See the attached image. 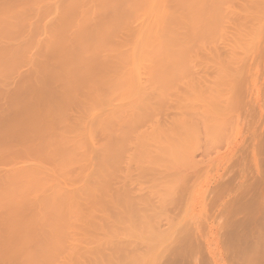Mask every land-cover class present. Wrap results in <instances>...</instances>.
Returning a JSON list of instances; mask_svg holds the SVG:
<instances>
[{
  "label": "bare ground",
  "instance_id": "1",
  "mask_svg": "<svg viewBox=\"0 0 264 264\" xmlns=\"http://www.w3.org/2000/svg\"><path fill=\"white\" fill-rule=\"evenodd\" d=\"M211 2L214 4L215 2L216 3L218 2L217 4H219L221 0H1L0 1V79L7 76V73L10 71L19 72L20 69L25 65L33 68L34 71L33 76H36V81H37L38 78L41 76L40 74L41 72L39 71L38 68V65L40 63L44 62L47 66L49 73H51L52 75L58 74V72L56 73V66L59 65L61 66L60 68L62 69L63 76L57 81L58 86H61L60 88L63 90V92L65 91V89L68 90L71 84H74V87H77V88L72 87L74 88V90H72L69 93L68 100L72 101L75 104L78 103L79 112H80L79 115H77V112L74 115H71L64 113V108L63 109L61 108L62 110L61 111L59 110V108L52 106L51 108L53 110L52 111L49 110V113H46V115H44L45 117H43L39 122H36L29 113L27 117L25 116V118H27L25 119V121L27 120L26 122L28 123L26 124L28 126H33V128L31 129L32 131L30 130L29 132V136H28L29 142L25 146L13 148L10 150H6L0 146V157L5 153L8 154L7 159H5L4 161L3 160L0 161V226L2 225V227L4 228L3 233L2 234L0 233V259L5 258L6 260L7 259L9 260V257H13L14 259L16 258V260H21L20 264H109V263L111 264L110 261H112V264L113 262L115 264L118 263L145 264L147 262L146 258L147 256H149L147 253L152 252L151 251L152 249H150L151 246L149 244V247L147 245L146 247L144 244V246H142V248L145 247L143 248V251L146 248L147 249L149 248L150 251L146 249L144 252H142L141 246L139 247V244H142V242L141 243L138 242L139 243L138 249L140 248V251L142 253L139 254L140 252L138 251V249L132 251L131 246L134 245L135 241L133 240L134 241L133 243H128V239H125V237L130 236L132 234L131 237H127L129 239L130 238L132 239L133 237H135L133 236L135 233L134 234L130 233V235L127 233L128 235L127 234L125 235L127 230H129L128 228L126 229V226L124 227L122 225V222L124 223L125 221L127 222V224L124 223V225L126 224L127 226L134 223V226L136 227L134 229H136V232L138 234L136 235L137 237L139 236L140 239L142 240L149 239L150 241L153 240L151 243L157 241L156 242L157 244L156 243L154 244L157 247L153 248V252H155V256H157V258L159 255H161L162 252L159 247L162 243H167V241L171 240L172 238L171 233L168 232V230L173 227L170 226V224L171 225L175 224V222H173L172 224L173 220L172 221L169 220L167 226H169L170 228L168 227V230L166 227H165L166 229L165 228L163 229L161 228V226L160 228L157 226L160 225L158 224L160 221L156 220V218L161 219L159 218L161 215V212L159 210L162 209L163 211H165L164 210L166 209L165 205L168 202L165 201L164 202L165 204H163L162 199L164 200V198L161 197L159 193L158 196L157 193L155 194L156 198L154 200L155 201L154 206L155 207L157 206V209L156 208L155 209L159 211L160 212L159 213L156 212L155 209L153 208L154 207L153 203H152L153 207L151 206L152 199H154L155 196L152 194L154 193L152 194L149 193L147 195V197L149 196L150 199L152 197L151 200L150 199L148 200V203L150 204L146 203L151 207L150 209L148 208L149 206L147 207L146 204H144L145 200L142 199L143 203H140L142 196L136 198L138 200H134L135 198L131 196L134 201H138V202L140 201L139 202L140 205L144 204L150 211L149 213H147L149 214L148 217L147 215L145 216L146 213L145 210H144L145 212L144 216H141L143 211L140 210V208L142 207L145 208V206L143 205L142 207H140V205H138L139 203L137 202L136 206L138 205L137 206L138 208L135 207V210L137 209V212L140 211V215L138 213V217L141 216V218L138 220L139 221L138 227L135 225V222H132L131 224L128 223L129 220H126V217L128 218L129 214L127 213L131 212L132 216L129 217L135 220L134 219L135 217L134 218L132 217L137 212L134 213V211L130 210L131 207L130 205L127 204L130 202L128 201V199H130V196L125 195L126 193L124 194V189L122 185L124 184L123 186H125L127 182L131 184L130 181L133 180L132 178L135 175L134 176L131 174L127 175L129 174L128 172L130 171L129 169L131 167L126 169L123 168L125 169V171H122L123 169L120 168V166L122 165L120 164L123 163L124 160L129 159V161L132 162V159L133 161L134 159H136L134 162L137 161L136 163L138 166L134 165L136 163L133 162L134 163L133 166L137 167L136 169H138V167L139 168L142 167L141 165L139 166L138 164L139 162H141V164L143 162H144L143 164H146L145 163L146 160L150 164H148L147 166L143 165L144 167L145 166L147 168L148 166L154 167L157 164V162L155 161L156 159L154 158L160 157L161 154H164L163 157H161L162 159L167 158L165 156L167 155L166 154L167 152L165 153L160 152V151H164L163 149L168 147L164 143L165 140L161 139V137L164 138L166 134H170L167 135L168 138L170 136V138L174 139L175 136L173 135V133H176V131L177 133L182 134L181 138L175 137L174 140L171 139L172 141H176V138L177 140L180 139L179 141H176L177 142L176 146L172 145L171 144L172 141L170 140H169L170 143L166 142L167 144L174 146L173 147L174 149H177L178 148L177 146L179 144H181V146L182 145L188 146L187 144L188 142H186L188 137V132L194 131L195 133L197 125L199 127V130H201L200 128L201 126H199L200 124L199 121L201 114L203 112L199 113L201 108H198L200 110H197V106H196L197 112H195L194 110L195 107H193L194 105L191 106L189 105L191 103V102L188 103L189 101H191V99L189 101L187 100L188 96H190L188 93L189 90L187 91L185 90V92L188 93L187 94L188 96L186 95L185 92H184L185 95L182 94L186 97L185 100L184 97L180 95L179 101H181L182 99L181 101L182 103L181 102L179 103V108H180L179 110L177 109L178 106L177 107L175 106L176 104L178 105L176 101L177 99H175L176 104L174 105L175 106L174 109L177 110L175 112L176 113L178 112V116L175 117L173 122H176V125L175 123H172L173 125L169 126V129L164 128V130L166 129L168 133L164 131L161 132L159 127L160 125H158L159 127L158 130L160 131L156 133V131L158 130H156L157 128L155 127L153 128L154 126L153 124L155 123L154 114L156 113L158 114V112H155L157 111L156 109L155 111H153L152 106L150 107V105H148L147 103L148 100H146L147 99L146 96H150V95L147 94L146 96H144L148 91L147 92L145 91L147 90V88H146V84L142 85L143 81L140 85V80L149 79V81L146 80L145 83L148 84L150 83L149 84L150 87L152 81L150 78L154 79L153 75L161 70L162 74H158V75L156 74V76L159 77L156 79H160V78L162 79V80L160 79L162 81V85H160L159 87V89L162 91L161 93H164L165 95V96L162 95V99H164L165 97L166 101L169 102L165 103V101H163L164 102L163 103L160 95H159L160 96L159 100H161L163 104H168V105L170 101L172 102V100H170V96L168 95V93L171 92L170 90L169 92L166 91L168 90V87L167 88L165 87L168 83L164 82L165 80L164 77H160L161 75L162 76H165L166 74L168 75V73H166V71L168 70H165V74H164V72L162 71V69H164L163 68L164 66L162 68H159L161 64L160 62H163L162 64L164 65L171 66V65H175L173 61L176 62L177 60L179 61L182 60L183 62L181 61V64L179 63V65L180 66L183 65L181 71L183 70L184 74L182 75H186L185 73L186 64L188 65L187 68H189L191 64H189L187 60L184 63V59H189L190 61L192 55L189 57V54L195 53V51L198 49H202L199 46L200 40L203 39L202 42L205 41V43H207L208 41V43L212 45V49L217 48L218 45L217 44L214 45V43H218V42L217 41L213 42L214 40H212L214 36L213 29L215 25V20H217V16L214 15H216V12H218V14L222 13L218 15L221 17L226 12L224 14L225 16L224 18H226V16L228 18V14L229 15L231 14L227 8L223 10L225 12L220 11L217 8L215 9V6L217 4L212 5L210 4ZM207 3L210 4L207 5L209 10L206 7ZM213 6L215 10L213 8L210 10V8ZM224 25H223L224 28H222L223 30H225L226 27H227L226 29L230 28V25H227V23ZM125 28H129L131 30L132 39L128 43H118V40L116 39L117 36L116 34L119 31L124 30ZM207 28L210 31H208ZM204 29H206L207 31H199ZM219 30L221 29L219 28ZM36 32L42 33L44 37L39 38ZM203 32H204L203 35L205 34L211 35L212 33V35L210 36L212 38L210 39L209 36H207L208 37L207 39H204L203 37L201 38V36H203L202 35ZM204 37L206 38V36ZM191 43L195 44V46H193V44ZM213 45L215 48L213 47ZM210 46L208 48H210ZM196 47H198V49H196ZM34 48L39 49L40 52L35 56L31 53V49ZM189 48H191V50H189ZM187 50L189 51V54ZM179 51H181L180 52L181 54L179 53ZM172 52L179 54L176 56L173 53L175 55L173 56L171 55ZM42 53H52L55 55L43 57ZM212 53L213 52L209 54L212 56L213 55ZM187 54L188 57L186 56ZM156 61L157 63H160L159 66L156 64L157 68L159 69L157 68L155 69L156 65H151L152 63H156ZM207 62L208 61H205V63ZM205 63H203L204 65L202 64V66L207 65L208 67L210 66V68L212 67L211 63L208 62L210 65H208V63L207 64ZM144 64L146 65L149 64L147 66L148 69L147 70L145 69L147 68L145 65V68L143 66L145 70L143 69L142 71L147 72L149 68L154 69L152 71L153 73L149 71L152 74V75L151 74L148 75L150 78L140 77V76H145V75H140V73L142 74L146 73L141 71L142 69L141 66ZM219 64L220 63L218 62V65ZM176 66L178 67V64ZM207 66H206V71L208 72L211 69L208 68ZM174 67L175 66H173L172 71L175 73ZM191 67L189 68V70L187 69V73L188 74L191 73L189 75H191L192 77L193 72L190 71ZM229 67L227 68L228 71L231 70V67L234 66H229ZM178 68H179L178 69L179 72L177 73L180 74L181 67ZM218 68H220V65L217 67V69ZM236 68H237L236 66L235 69L232 68L233 71L231 73L233 75V73L235 72L236 75L235 74L234 75L237 78L238 70L235 71ZM215 69L216 68L211 70V72H209L208 75L205 71L206 74L202 75L204 79L200 77L202 73L200 74L199 71L198 72L199 75L197 74L198 75L197 78L199 79L198 81L201 82V80L203 81L207 79L210 81L212 78H214L215 73H216L215 75L219 74V69H218V73L216 71L217 69L216 70ZM156 70L158 72L154 73V71ZM212 71L214 72V74ZM221 71L223 73L222 69ZM211 73L213 74V76ZM231 73L228 72L226 73V75L225 73H223V76L225 75L227 77L230 76L232 77ZM188 74L186 76L181 75V78L183 79L181 78L180 79L181 81L184 82V83L182 82V84L187 85L189 83L188 87L191 86L195 87L197 85L196 87L199 88L198 83H196L197 80H195V82L193 81V79H195L193 78L194 76L192 77L193 79L191 78L192 80L190 82L186 79L187 76L190 78ZM209 74H211V76ZM167 75H166V79H167ZM219 75L222 76V74ZM234 75L232 79L234 78ZM204 76H206L207 79ZM209 76L212 78H208ZM215 78L217 80L216 76ZM230 78H228L229 82H231L232 80ZM218 79L220 78L218 77ZM160 80H158L157 82L156 80L153 81L158 83ZM184 80H186L187 84ZM234 80L235 78L232 80L235 83L236 80L235 81ZM176 81L179 82L180 80L176 79ZM176 81H174L175 85L177 84L175 83ZM192 81L195 83L194 85H192L191 83ZM164 83L167 84L165 85ZM212 83L213 80L211 83H208L209 85L208 84L207 85L210 86ZM215 83H217V81ZM215 83H213L211 87ZM234 83L232 85L231 82L230 84L232 86L231 85L230 86L233 87L235 85ZM163 84L165 85L164 87ZM205 84L203 85L207 86ZM152 86L154 85L152 84ZM161 86L164 88L165 92L162 90ZM208 86L207 88L204 87L206 88V91L207 89L209 90L212 89ZM230 86H228L227 83V87ZM200 87H202V85ZM233 88L231 89L226 88L222 93L220 92L221 90L218 89L219 93L222 95L221 96L222 99H223V93L230 92L231 94L230 96H232L231 101L230 99H226V97L229 96V93H227V96H225L224 94L223 100L225 99L226 100L222 101V103L216 100L221 104L220 105L218 103V105L224 106V108L229 107V111L231 110L230 112H227L226 111L227 109L221 110L222 111L221 112L219 111L220 110L219 109L218 110L219 112H217L216 114V112L214 111L216 109L214 108H216L218 105H215V107L213 108L212 106L213 103L211 105L210 103H208L210 101L209 100L210 96H211V100L213 101L215 99H212V97L214 96L216 97L220 95L216 92L215 88L213 89L215 90L214 92L210 90V92L215 95L212 96V94L210 93L211 95L208 96L209 97L208 100L205 97L206 101H208L206 103L209 104L210 107L212 106V108L214 109L213 110L210 108V110L214 111L213 113H215L217 117L220 116L219 119L216 120L217 123H221V122L223 123L229 118V117L228 118L224 117L225 119L223 118L224 115L226 116L225 113L223 114V111H226L227 116L230 117L233 116L232 115L233 113H235L233 112L234 111L233 109H235L237 104L235 101L237 96V94L235 93L237 91L236 90L237 87L235 86ZM159 89L158 87L157 89L155 88V90L160 91ZM193 89L191 87V90ZM233 90L234 92L232 94ZM196 91L199 92L200 90L196 89ZM144 92L145 94L142 96H144L143 99L146 100V105L148 106L146 108L148 109L150 107L149 109L152 110V112L151 111L148 113L146 112L147 113L146 115L149 114L148 118H146L147 116L146 117L144 116L145 118H143L144 114L142 115L141 112L142 111L141 108L143 106L142 105H141L142 107L140 106L141 103L143 105L145 104V101L143 102L141 101V93L143 94ZM153 92L159 93L157 91H153ZM198 92L196 93L200 94V92L199 93ZM156 93L155 95L152 93L153 100H156L154 96L156 97L158 96L156 95ZM167 95L169 96V100H167L168 97ZM172 97L174 98V96L171 95V99ZM194 97L196 96L194 95ZM200 97L202 100H204L203 105H206L204 96H200ZM148 99L150 100L151 97H148ZM121 101L129 102V103L126 102V104H124L128 106L121 107L120 106L121 104L120 105L118 104ZM216 101L214 102L217 103ZM227 101L231 102L230 103L231 107L229 105H226L228 104ZM161 102H158L160 106L162 104ZM223 102L224 103L226 102V104H224ZM185 103L186 105L188 103L189 107L186 105L183 107ZM151 104L153 105V103ZM218 108L220 107H217V109ZM181 109H183V111ZM143 111L145 110L143 109ZM180 111L185 112V114L183 113L184 114L183 115L182 112L180 113ZM190 111L191 113L193 111V113L192 114L189 113ZM152 113L154 115L153 116L154 119L152 118V116L149 117L150 114L152 115ZM186 113L190 115V118H187L189 115H187ZM195 113L196 114L199 113L197 114V118H196L198 122H195L196 119L195 120L193 119L195 117L194 115ZM181 115H182V119H181ZM185 115L187 116L186 117L187 119H185L186 121L183 119ZM198 115H200V117ZM141 117L147 120L144 121L143 119H140ZM177 117L180 121L176 120ZM39 118L37 117V119ZM149 118L153 119L152 123L153 122L154 123L151 124L152 126L150 125V127L147 126L149 127L148 130L150 129L149 131L145 130L147 128L144 129L147 132V133L145 132V136H146L145 139L146 138L149 139L150 136L153 134L150 139H153L155 141V144L153 140L150 139L145 140L143 136L144 133L140 132L143 134L142 135L139 134L138 133V131H140L139 126L138 125L136 126L138 121L142 120L141 121L142 123H146ZM208 119L209 118L207 117L206 120ZM51 120L57 122L56 123L57 128L52 127V124H54V122H51ZM188 120L189 122H187ZM190 121L193 122V125L195 123V126H193L194 128L190 125L188 126V123H190ZM174 125L176 126V129L175 130L173 129L174 130L173 131L171 128L174 127ZM140 126L141 128L143 127L142 125ZM189 127L191 130L189 129ZM151 129L152 130L154 129L153 131L156 133L157 136L156 138L158 141L155 139L154 136L155 133L151 134V132H153ZM197 130L195 135L200 134L197 135L199 139V136L202 137L201 135H203L205 131L202 130L201 133L200 131ZM171 131H173V133ZM98 134L104 136V142L98 143L95 140V135L97 136ZM147 134H149L148 135L149 137L147 136ZM158 134L160 137L158 136ZM183 138L185 140H183ZM159 140H164V142L162 141L160 143ZM156 142L158 143L156 144ZM150 143L153 144L154 146H158V144L160 143V147L158 146V148L160 149L159 150L156 149V151L152 149L153 154L148 152L151 150L152 145L150 146V148H148V146H146L145 144L150 145ZM131 144L132 145L135 144L134 146L135 148L133 147L134 150L130 147L132 146ZM162 145H164V148ZM262 146L260 148H262ZM130 148L132 149V152L129 150ZM146 148H148V150H146ZM173 148L170 149L168 147L167 150L168 153L172 152ZM184 151H186V149ZM130 152L132 154H130ZM133 153L136 155H134ZM127 154L129 155L128 157H126ZM149 154L151 155V158H153L154 160L148 158L150 156ZM124 155L126 158H124ZM169 155L170 156L168 157L170 158L171 154L169 153ZM145 157L147 158L145 159ZM143 159L145 161L142 162ZM149 159L152 161L153 164H151V161ZM6 160L7 162H5ZM167 160L169 161V159H166L165 162H167ZM129 161H126V164H128V166L124 164L122 167L125 166L129 167V163H130ZM18 163H22L23 165L19 167L17 165ZM131 165L132 163L130 164V166ZM118 167L122 169L120 170L121 172H125L126 175L129 177L123 175L124 173L122 174L121 172L116 173L117 169H119ZM144 167H142L141 170H137V173H139L138 171L141 172L143 171L142 173L144 174L145 173L144 170L146 171V168ZM153 167H151L152 171L154 170ZM149 169L150 168L147 169V174L146 173L145 174L146 175L154 174L152 176H155L156 171L152 172ZM148 170L150 171V173H148L149 172ZM120 173L122 176L120 175ZM116 174H118V177L121 176V178L126 177L127 178V179L125 178L126 184L124 182L118 181L119 182L118 185L117 180L119 179H117L118 177L116 176ZM145 174L142 176L143 177L146 176ZM112 175L113 178H115L114 176H116L115 178L116 180L115 179L113 180L116 183L112 181L113 179V178L111 179ZM136 175H137L136 178H138V174ZM139 177H141L140 174ZM111 181L114 184L118 185L115 186L119 188L118 189L119 191L117 190V188L116 189L113 188L114 185L112 187L113 183ZM136 182L138 183V181ZM121 183L122 185L120 190L119 186ZM132 186H130L129 189H131ZM129 189H126V192ZM112 190L114 191L115 194L113 193ZM121 191H123L125 197L128 198L127 199L125 197H122L124 199L123 203H121L122 201L119 200L122 193L120 194L117 193ZM117 194L118 197H116ZM108 195L110 196V198ZM111 197H114V200L116 198L118 199L114 201L112 198L113 200L112 202V200H110ZM157 197L158 200H156ZM159 197L161 200H159ZM108 198L111 201V203H107L109 201ZM118 200L120 201L119 205L118 204L116 205V207L118 206L117 207L118 210L116 209V207H114V210L111 209L110 207L113 208V206H115L113 203L116 204ZM156 201L162 202L161 203L162 206L160 203H158L157 205ZM106 203L110 205L107 206L105 205ZM120 203L123 205L121 206ZM169 204L170 203H168V205ZM99 206L100 208L103 206L102 208L104 210L100 209ZM105 206L107 207L106 209L110 208L109 211L112 210L111 215H113V212L117 210L118 214H116L115 216L116 218H118L119 214L122 213V210L123 211L125 210V207L127 209L124 211L125 212L124 214L122 213L123 214L122 216L121 215L119 216L120 220L116 219L115 221V218L113 219V216L110 217L108 215L111 219V221L109 222L110 220L109 217L105 215L107 211L105 209ZM82 207L83 209L86 208L87 211L86 210L82 211ZM158 207L160 209H158ZM119 208L122 210H120ZM152 208L154 210V211L152 210L153 213L151 212ZM101 210L104 211L105 214L104 213H100V214L98 213V214L102 217V219H104V217L106 218L107 216L109 220L104 219L102 221L101 217L97 214V211L99 212ZM127 210L129 212H126ZM155 212L158 213L159 215H157ZM125 214H127L128 216ZM154 214L155 216L157 215L158 217L155 218V216H153ZM161 216L162 218H164L163 215ZM95 217H98V219L101 220L102 222L96 219ZM123 217L125 220L123 219ZM149 217H151L152 219L154 218L155 219V220L153 219L154 221L156 222L159 221V222L158 223L155 222L156 224L154 226V222L151 224L153 220L152 219L150 220ZM148 218L151 225L149 224ZM30 221H33V224L31 226L29 225ZM113 221L116 222V227H115L116 230L118 229L115 232L117 233V235L114 238L115 239L116 237L119 238L118 236L122 233V237H124V240L127 241V244L126 241L121 242L123 241V239L120 238L119 241L114 239L116 242V243L114 242L116 244L114 245L113 242L109 243L108 241L109 237L107 240L106 237L102 234L105 231H106L105 233L107 234L109 233L112 234L111 231L114 229L113 228L114 226L113 227L111 226L113 225V223H115ZM117 221L120 222L118 223ZM107 224H110L108 225L109 228L107 227ZM117 224H119V226ZM117 226L119 228L120 227L123 228L122 229L123 232L126 229V232L123 233L121 229L119 231V228ZM132 226L133 225H131V228ZM99 229H101V232L102 229L105 231L99 234L100 233ZM179 229L177 230L179 231ZM89 230L92 231L91 233L95 232L96 230L97 236H94V234H92L91 236ZM108 230L111 231L109 232ZM183 230L181 229V232L185 233V230L184 231ZM129 232H133L132 229L129 230ZM189 232L191 231L188 230V234H190ZM174 234H175L174 238L180 236L178 235V233H174ZM167 235L169 236L168 238L166 237ZM113 236L114 235H112L111 237ZM187 237L190 238V236ZM86 238H88L89 240ZM137 240L139 239L137 238ZM185 240L183 239L181 241L183 242ZM111 241L112 240H110V242ZM131 241L132 240H130V242ZM181 241L180 243L182 244ZM123 243H125L126 246ZM110 245L112 246V248L114 246L115 247L112 249ZM154 245H152V247H154ZM136 247L137 246H135V248ZM130 248L131 250H129ZM186 249L187 247L185 248V250ZM107 250L109 253L107 252L105 253V251ZM112 250H114V252H112ZM127 250H129V252H126ZM190 250L188 249L187 251L190 253ZM125 252L127 253L128 260H130L129 262L125 259L126 257ZM104 253L106 255H104ZM143 253L144 254L146 253V255H144ZM115 254L118 255V257L120 258L123 257L126 260V261L124 260L126 263L123 261V259L116 257ZM110 255L111 257L112 256L113 257L112 258L109 257ZM114 256L116 257L115 260H114ZM193 261H196V259L194 258Z\"/></svg>",
  "mask_w": 264,
  "mask_h": 264
},
{
  "label": "rangeland",
  "instance_id": "2",
  "mask_svg": "<svg viewBox=\"0 0 264 264\" xmlns=\"http://www.w3.org/2000/svg\"><path fill=\"white\" fill-rule=\"evenodd\" d=\"M217 3L215 2V4H214L211 2L210 4L216 5ZM210 4L209 3L206 4L207 9H208L207 5H210ZM212 8L214 9V6L211 7L210 10ZM216 8L220 11H223L224 9L227 8L231 14V15L228 14V18H227V16H226V18H224L225 17L224 14L226 13L225 11H223V12H225L222 15L223 17L218 16L219 14H222V13L218 14V12H216V15H214V16H217V20H215V25H214V29H213L214 36H213L212 40H214L213 42H215V41L218 42V43H214V45L215 44L218 45L217 48H215L213 45V47L215 49H212V45L210 43H208L207 40H206L207 43H205V41L202 42V40H203L202 39V40H200V43H199V46L202 49H198V47H196V49H198V50H196L195 53H190V54H189V51L187 50L189 57L192 55L191 56L192 59L190 58V61H189V59H184V63L187 60V62L189 64H191L192 67L195 65L194 66L195 69L198 68V69H196L197 70L196 71L194 69V67L192 68L191 65L189 66V68L191 67L190 71L193 72L192 77L194 76L193 78H195V79H193L191 77V75H189L191 73H189V74L187 73V69L189 70V68H187V66H188L187 64L185 67V70H186L185 73H186V75L188 74L190 76V78L188 76L186 77V79L189 82L192 79L194 82H195V80H197L196 83H198L199 88L196 87L197 85L195 87L191 86L192 89L194 88L193 90H191V87H188L189 83L187 84L186 80H184V81L186 82L187 85L182 84L183 81H181V79H183V78H181V75L184 74V71L182 70L183 73L181 71V69L183 68V65L182 66L179 65V63L181 64L182 60H180V61L177 60L178 63L176 60H175L176 62L173 61V63L175 65H171V66L164 65V64H162L163 62H160L161 63L160 64V63H157V61H156V63H152L151 65L157 64L159 66V64H160L159 68H162L164 66L163 67L164 69H162L164 74H165V70H168V71H166V73H168V75L166 74L168 80L166 79V75L165 76L159 75V76L164 77L165 78V80L163 78L164 82L168 83V84L164 83L165 85L166 84L167 85L165 86L163 84V87L164 86L166 88L168 87V90H166L168 92L170 90L171 93H168V92L167 93L170 96V100H172V102L170 101L169 105L163 104L164 103L163 101H165V103H168L169 101H166L165 97H164L165 100L162 99V95L165 96L164 93H161L162 91L159 89L160 85H162V81H161L162 79L161 78H160L161 80L156 79V78H159L156 76V74L157 75L162 74L161 70L159 71L160 73L157 70L154 71V73L155 72H158V73L154 74L153 75L154 79H152L148 75L151 74L150 72H152L154 69L149 68V70L146 72V71H142L145 68L146 64L141 66L142 67L141 71L148 73V74L140 73V75H145V76H140L141 78H143V77L150 78L152 81L156 80V82L158 80H160L161 82L159 81L158 83H161V84H158L154 81H153L154 82L153 83L150 80L151 81L150 87L152 88L151 89L149 87L150 83L149 84L145 83L146 80L149 81V79L140 80V85L143 81L142 85L146 84L147 90H145V91L146 92L148 91L146 94H145V92L143 94L141 93V101L142 102L145 101L144 105H146V100H148V102H147L148 105H150V107L152 106L153 111H155V109H156L157 111H155V112H158V114L156 113V114H154L155 115L154 116L152 113V115L150 114V116H149V117L152 116V118H153V116L155 117V120H154L155 123L153 122L154 124L152 123L154 118L153 119L149 118L150 121L148 119L149 122L147 121L146 122L147 124L142 123L141 122L142 120L138 121V122H140V123L137 122V124H136V126L138 125L139 129H140V131H138V133L141 135L144 133L143 136L145 139V137H146L145 136V132H146L145 130L149 131L150 129L148 130V128L150 127L151 124L154 125L153 128L154 127L157 128L156 130H158L160 127L161 132L164 131V132L168 133L166 131V129L164 130V128L169 129V126L173 125L172 123H175V125H176V122H173V121H174L175 117L178 116V112L176 113L175 111H177V110H175L174 108H175V106L176 107L178 106L177 109L178 110L180 109L179 103L182 101V99H181V101H179L180 95L183 96L184 99L186 100V97L184 96L185 90L186 91L189 90L188 93L190 96H188L187 95L188 93L185 92L186 95L188 96L187 100L189 101L191 99V101L188 102V103L191 102L189 105L190 106L194 105L193 107H195L194 108L195 112H197V110H200L198 108H201L199 113L203 112L201 114V117H200V115H198L200 117L199 126H201L200 127L201 130H199V127L197 124H196L197 125L196 130L198 129L197 131H200V132L202 130L205 131V133L203 135H201L202 137L199 136V139H198L197 135H200V134L195 135L196 130L194 133V131L192 129L193 132H188V137H187V141H186V142H188L187 143L188 146H183V145L181 146V144H179L177 146L178 147L177 149H179V150L174 149L173 148L174 146H172V145L176 146L177 145L176 141L180 140V139L177 140V138L182 137V134L177 133V131H176V133H173V131L176 129V126L174 125L175 128L174 127L171 128L172 130L174 129L171 132L173 133V135L175 137H177L176 141H172L175 139V137H174V139L170 138V136L168 138L167 135H170V134L165 133L166 134V135L164 134L165 137L164 138L161 137V139H164L165 142H164V140H159V142L161 143L163 141L170 149L173 148V150H172V152H169L171 154V157L169 158L168 156H170V155L167 151L168 147L164 148V145H162L164 149L163 148H161V149H163L164 151H160V152L161 153L167 152L166 153L167 155H165L167 158L166 157L165 158L169 159V161L167 160V162H165L166 159L161 158V157H163L164 154H161L160 157L154 158V159H156L155 161L157 162V164L154 167L148 166V168H150L149 170H151V167L154 168L153 171H156L155 176H152L154 174H152V175L150 174L151 176L149 174H148L149 176L146 175L147 169H148L146 166L150 163H148L147 160L145 161L144 159L142 160V162L145 161L146 164H143L144 162L142 164H141V162L138 163L139 166L141 165L142 167H144L143 165H146L144 167V168H146V171L143 169L144 172L146 173V174L144 173L146 175L144 177L142 176V175H144L142 173L143 171L142 172L138 171L139 173H137V170H141L142 167H140V168L138 167V169H136L137 167L133 166V164L137 162V161L134 162L136 159H134V161L132 159V162H130L129 159L127 158L128 160H124L125 162L123 161V163L120 164L123 166L124 164H126V161L130 162L129 167H127L128 164H126L127 166H125V167L120 166V168L126 169V168L131 167L129 169L131 172L127 171L129 173L127 175H130V174L133 176L135 175L134 177L131 176V177H133L132 178L133 180L130 181L131 184L127 181H126L127 184L125 183L126 177L121 178V176H122L121 173L122 174L124 173L123 175H126V173L121 172L120 170H122V169H120L119 167H118L119 169H117L116 173L121 172L120 173L121 176L119 175L120 177H118V174H116V176L118 177L117 179H119V180H117L118 185H119L118 181L124 182L126 184L125 186H123L124 184L122 185V183H121L119 186L120 190H121V185H122V187L124 189V194L126 193L125 195L130 196V199L133 200V198H135L134 200H138L136 198L142 196L141 202L140 201L139 202L143 203L142 202V199H143V200H145L144 204H146V203H148V200L150 199L149 196L147 197V195L149 193L150 194L154 193L152 195H155L157 193V196L159 193V195L164 198V200L162 199L163 204H165L164 203L165 201L170 203L169 205H168V203L165 205L166 206V209H164L165 211H163L162 209H160L158 207V209H160L159 211L161 212V215H163L164 218H162V216L160 215L159 218H161V219H157L156 217H158L157 215H159V214L156 212H159V211L156 210L157 206L156 207L154 206L155 205L154 200L156 198V195L154 196V199H152V197H151V199H152V202L150 201L151 206L153 203L154 207L153 206L152 207L154 209L156 208L155 213L157 214L156 216H155V214L153 216H155L156 220H159L161 222L160 223L158 221L159 222L158 223V222L154 221L155 220L154 218H153L154 219L153 220L151 217H149L150 220L151 219L153 220L151 222V224L154 222V226H155V224L158 223V224H160V225H157L159 228H160V226L163 229L166 227L168 230L169 226H167L168 225L167 223H169V220H171V221L173 220L172 224H173V222H175L174 225L170 224V226H173V227L168 230V232L171 233L172 238L170 241H167V243H162L160 245L159 248H160L162 253L157 258V256H155V252H153V248L157 247L156 245H154L157 241L151 243L153 240L150 241L149 239H146V240L140 239L139 236L137 237L138 234L136 232V229H134V228H136L134 226V223L131 224L132 222H135V225L138 227V223H139L138 220L141 218V216H144L145 212H146L145 216L147 215V217H148L149 214H147V213H149V211H150L149 209L151 208L148 204H150V203L146 204L147 207L149 206L148 207L149 209L144 204L143 205L145 206V208H143L142 207L143 205H140V203L138 201H134V200L132 201V200L128 199L127 197H125V195L123 194V191L117 192L119 194L122 193L124 195L123 196L121 194V197L119 195V197H120L119 200L122 201L121 203H123V200H124L122 197H125L128 199V201H130L129 203H127V202L126 203L128 205H130V207H131L130 210L134 211V213L137 212V209L135 210V207L138 208L137 207L138 205H140V207H142V208L139 207L140 210L143 211L141 216L138 217V213L140 215V211L135 213V214L133 213L134 216L132 218L135 217L134 218L135 220H133L129 217V216H132L131 212L127 213V214H129V216L127 214H125L129 218L128 219L126 217V220H129L128 223H130L134 227L132 226V228H131V225H129V224H128L129 226H127L126 221L124 222L126 224L124 225V223L122 222V225L124 227L126 226V229L127 228L129 230L132 229V231H133V232H129V230H127V232H126V229H125L124 230V232H126L125 235L127 233L129 235H130V233H133V234L135 233L133 236H135L136 238L133 237L134 239L133 238L132 239L127 238V237H131L132 234L130 236L125 237V239H128V243H133L135 241L134 245L136 244L135 246H137V247L135 248V246L131 244L132 245L131 246L132 251L135 249H138V244L142 242V244H139V247L141 246V249H142L141 251L144 252L147 248L143 251V248H145V247L142 248V246H144V244H145V246L147 245L149 247V244H150V246H151L150 249H152L151 250L152 252L151 253L149 252L150 254L147 253L149 256H147V258H146L147 262L145 261L146 262L145 264H147V263L148 264H264V180H263V178H264V142H263L264 141V0H221V2L215 6V9ZM228 22H229V24H228ZM226 23H227V25H230V28L226 29L227 28L226 27L225 30H223L222 28H224V26H226V25H224ZM219 28L221 30H219ZM199 31H207V30L204 29V30H199ZM208 31H210V30L208 29ZM36 34L38 35L39 38L44 37V35L40 32H36ZM203 34H204V32L202 33V35ZM116 35H117L116 39L118 40V43H128L132 39L131 38L132 33H131V30L129 28H125L124 30L119 31ZM211 35H212V33H211ZM211 35L205 34L203 36H201V35L200 36H201V38L203 37L204 39H207L208 38L207 36L210 37ZM204 36H206V38ZM211 38L212 37H210V39ZM195 39H194V41H195ZM197 39H199V38H197ZM209 42H212V41H209ZM191 44H193V43H191ZM193 46H195V44H193ZM209 46H210V48H208ZM189 50H191V48H189ZM209 50H211V51H209ZM180 52L181 51H179V53ZM211 52H213L212 56L209 54ZM31 53L35 56L36 54H38L40 52H39V49L34 48V49H31ZM173 53L174 52L171 53V55H173V56H175V55L177 56L179 54V53H174L175 54L174 55ZM188 54L186 55L187 57H188ZM50 55H55V54L42 53L43 57H47ZM205 61H208L209 63H211V65H212L211 68H210V66L208 67L206 65L211 70H213L214 68L217 69V67L220 65V68H218V69H219V74H222V76H220L219 74L215 75L216 73L214 74V72L212 71L214 74V78L210 77L212 73L209 74L210 76L208 78H212L209 81L206 76L208 75L209 72H211V70H209L207 72L206 66H202V64L205 63ZM216 61H217V63H216ZM218 62L220 63L219 65H218ZM176 63L178 64V67H181L180 68V71H181L180 74L177 73V72H179L178 71L179 68L176 66L177 65ZM207 63H205V64H207ZM209 63H208V65H210ZM197 64L198 65L200 64V65L198 66ZM148 65H146V67ZM157 65L155 66V69L157 68ZM143 66H144V68H143ZM173 66L176 67V68L174 67L175 73L172 71ZM229 66H234V67H231V70L228 71L227 68ZM235 66L237 67L235 71H237V70L238 71H237V78L235 76L236 75L235 72L233 73V75L235 74L234 78L236 80V82L234 83L232 81L234 78L232 79L233 75L231 72L233 71V69H235ZM60 67L61 66H59V65L56 66V73L58 72V74L52 75L51 73H49L46 64L44 62L40 63L38 65V68H39V71L41 72L40 73L41 76L38 78L37 81H36V76H33V74H34L33 68L30 66H25V65L20 69L19 72L10 71L7 73V76L0 79V146L1 147H3L6 150H10L13 148L25 146L29 142L28 141L29 132L33 128V126L27 125L28 124L26 122L27 120L25 121V119H27V118H25V116L27 117V115L29 113L34 118V120L36 122H39L43 117H45L44 115H46V113H49V110L52 111L53 110L51 108L52 106L59 108V110H61V108L62 109L64 108V113H67V114L74 115L76 112H77V115L80 114L78 103L75 104L72 101L68 100L69 93L72 90H74V88H77V87H74V84H71L69 86L68 90L65 89V91L63 92V90L60 88L61 86H58L57 81L63 76L62 69ZM168 67H171L172 69L168 68ZM159 68H157V69H159ZM165 68H168V69H165ZM145 69L147 70L148 67ZM218 69L216 70L217 73H218ZM221 69L223 70V73H225V75H226V73L230 72L232 77L230 76L231 77L230 78V77H227L225 75L223 76ZM205 71H206L207 75L204 77L207 80H203V81L201 80V82L198 81L199 80L197 78L199 75L198 72L200 74L202 73L200 76V77H202V75L206 74ZM226 71H228V72H226ZM213 74H212V76H213ZM186 75H182V76H186ZM215 76L217 77V80H216ZM218 77L220 79H218ZM172 78L174 79V81H176V79L180 80L179 82L178 81L175 82L178 85L174 84V81ZM228 78L232 79L231 80L232 85H233V83L235 84L233 87H235V86L237 87L236 88L237 91L235 92L237 94L236 100H235L237 104H236L235 109H233L234 110L233 112H235V113H233V112H232L233 114L230 113L233 115L231 117L227 116V113H226V111L227 112L231 111V110L229 111V107L225 106L226 108H224V106H220L221 104L219 102L222 103V101H225L226 99H230V101H231L232 96H230L231 95L230 92H227V93H229V96L226 97L225 100H223L224 94H225V96H227V93H223V99H222V97H221L222 95L218 91V89H219V90H221L220 92L222 93L224 91V89H226V88L227 89L233 88V87H231L232 85L230 84L231 82L228 81L229 80ZM202 79H204V78L202 77ZM214 79H215V81H214ZM212 80H213V83H215L216 81H217V83L214 84L215 86L213 85L211 87V85L213 83L210 86H208L209 85L208 83H211ZM193 81L191 82L192 85L195 84ZM199 82L202 84H200ZM205 83H207L208 85ZM227 83H228V86H230V85L231 86L227 87ZM152 84L154 86H152ZM203 84L212 88L210 90L213 92L215 91V90H213L215 88L216 92L220 95L216 94L218 96L212 97V99H215L212 101L210 95L212 94V96H213L215 94L211 93L209 89H207V91H206L207 86H204ZM201 85H202V87L204 86L206 88L203 87V89H202V87H200ZM72 87H74V88H72ZM157 87L160 91L155 90V88L157 89ZM163 87H162V90L164 91ZM142 88H143V86H142ZM195 88L199 89L200 91L202 89L201 92L199 91L200 94L196 93L198 91H196ZM233 89H235V88H233ZM151 91L154 95L156 92L154 93L153 91L159 92V93H156V95H158L157 97L154 96L156 100L152 99L153 94L151 93ZM225 91H227V90H225ZM233 92H234V90L232 91V94H233ZM194 93H196L198 95L199 99H201L200 96H204V99L206 97V99L208 100L209 99L208 96H210V99H209L210 101L208 102L205 99V103L208 102V103H210V105L213 103L212 104L213 108L215 107V105H218V103H219L220 105H218L217 107H220V108L217 109V107H216V108H214L216 110H214L212 108V106L210 107L209 104H207V103H206V105H203L204 100H202V99L199 100L197 95ZM207 93H208V95H207ZM235 93H234V95H235ZM147 94L150 96H146ZM182 94H184V95H182ZM142 95L146 96L147 99L144 100L143 99L144 96H142ZM159 95L161 96L163 103L161 102V100H159L160 99ZM171 95L174 96V98L172 97V99H171ZM194 95L196 97H194ZM169 96L167 97V100H169ZM148 97H151V99H150L151 101L148 99ZM234 97H233V100H234ZM175 99H177L176 101H177L178 105L176 104ZM195 100H196V102H195ZM216 100L219 102H217ZM197 101H198V103H197ZM214 101H216L217 103H215ZM124 102L125 101H121L118 104L119 105L121 104L120 105L121 107L128 106V105H124V104H126L127 101L125 103ZM158 102H161L163 105L161 104V106H160V104ZM183 102H184V100H183ZM227 102H228V104H226V102L225 103L223 102V103L230 106L231 102H229V101H227ZM127 103H129V102H127ZM151 103H153V105ZM188 103H187V105H186V103L184 105L182 104L183 107L185 105L189 107ZM195 103H196V105H195ZM224 104H222V105H224ZM141 105L145 108H143ZM144 105L142 103L140 104V106L142 107L141 112H142V115L144 114L143 118H145L146 116H147L146 118H148L149 114L148 115H146V114L150 111L152 112V110H150L149 109L150 107H149L148 108L149 111H148V109L146 108L148 106L147 105L144 106ZM162 106H164V107H162ZM196 106H197V110H196ZM180 107H182V106H180ZM210 108L213 109L216 112V114H217V112H219L221 110L227 109L226 111H223V114L225 113L226 116L225 115L224 116L222 115V116H223V118L224 117L225 118L229 117V118L223 123L222 122L217 123L216 120H218L220 116L217 117L216 114L213 113L214 111H211ZM221 108H223V109H221ZM143 109L145 111H143ZM181 110L183 111V109H181ZM182 111H180V113ZM193 111H192V113H193ZM183 113L185 114V112H182V114ZM189 113H191V111ZM199 113H197V114H199ZM186 114L189 115L188 113H186ZM197 114L196 113L194 114L195 115L194 118L192 115V118L194 120L197 118ZM38 115L40 116V118ZM220 115H221V113H220ZM37 117L39 119H37ZM179 117H180V115H179ZM186 117L187 116L185 115L183 119L185 120L187 118H190V115L187 118ZM207 117L209 118L208 119L209 121L206 120ZM143 118L141 117L140 119H143ZM181 119H182V115H181ZM53 120H51V122H54V124H52V127L57 128V124H56L57 122H55ZM143 120L145 121L147 119H143ZM176 120L180 121L178 119V117ZM189 120L187 122H189ZM156 121L159 124H157ZM195 122H198V120L196 119ZM190 123H192V124H190ZM190 123H188V126L189 125L192 127L195 126V123L193 125L192 121H190ZM208 123H209V126H208ZM216 123H217V125H216ZM139 124L143 126L142 127L143 130ZM155 124H157V125H155ZM158 125H160V126L158 127ZM147 126H149V127H147ZM145 128H147V129H145ZM189 129H190V127H189ZM160 130L156 131V133L159 132ZM140 132H143V133H140ZM152 133H155V132L153 131V132H151V134ZM156 133L154 134V136H155V139L157 140ZM159 134H161V133H159ZM159 134H158V136H159ZM148 135L149 134H147V136ZM152 135L150 136V138L152 137ZM262 135H263V138H262ZM143 136H142V138H143ZM184 138H183V140H185ZM149 139H147V140H149ZM158 139H160V138H158ZM95 140L98 143H100V142L102 143V142H104V136L99 135V134L97 136L95 135ZM150 140H153V139H150ZM169 140L172 141L171 142L172 145L166 143V142H169ZM173 142H174V144H173ZM145 143H146V141H145ZM151 143H150V145H147L148 143L145 144L146 146H148V148H150V146L152 145L151 150L148 152L152 153V149H154L155 151H156V149L157 150L160 149V148H158V146L160 147V143L158 144V146H154ZM157 143L158 142H156V144ZM154 144H155V141H154ZM187 144H185V145H187ZM145 145H143V146H145ZM134 146H135V144L130 146V147L134 150V148H135ZM261 146H262V148H260ZM131 148L129 150L132 152ZM148 148H146V150H148ZM185 149H186V151H184ZM136 151H137V149H136ZM131 152H130V154H132ZM156 154H158V153H156ZM259 154H260V156H259ZM125 155H124V158L129 156L127 154V156L125 157ZM134 155H136V154H134ZM144 155H145V152H144ZM7 157H8L7 153L3 154L0 157V161L1 160L4 161L5 159H7ZM152 157H154V156H152ZM146 158L147 157H145V159ZM148 158H151V155ZM130 159H131V157H130ZM152 159L153 158H151V160ZM155 161H154V163H155ZM5 162H7V160ZM131 163H132V165L130 166ZM151 164H153L152 161H151ZM17 165L20 167L23 164L18 163ZM134 165H137V163ZM132 167H134V168H132ZM125 169H123L122 171H125ZM148 173H150V171ZM136 174H138V178H136V176H137ZM139 174L141 175L142 178L139 177ZM113 175H115V174H113ZM113 175H112L111 179L113 178ZM116 176H114V177L116 178ZM127 177H129V176H127ZM131 177H130V179H131ZM115 178H113L112 181ZM256 179H259V180H256ZM128 180H129V178H128ZM136 181H138L139 184ZM113 182L116 183L115 181H113ZM254 182H256V183H254ZM114 183L112 184V187L114 185L113 188H115V189L117 188V190H118L119 188L115 186L117 184H114ZM132 184H133V186H132ZM130 186H132L131 189H129ZM115 189H114V191H115ZM126 189H129L130 191L127 190V192H126ZM112 191H110V192H112ZM114 191H113V193H114ZM113 193H112V196H113ZM134 195H136V196H134ZM114 197H115V195H114ZM114 197H111L110 200H112V198L114 200ZM116 197H118V194L116 195ZM109 198H110V196H109ZM109 198H108V200H109ZM117 199L118 198H116L115 200H117ZM110 200L107 203H111ZM113 200H112V202H113ZM119 200H118V202L116 201L117 202L116 204L113 203L115 205V206L112 205L113 208L112 207H110V208L114 210V207H116L117 204L119 205V202H120ZM156 200H158V197ZM159 200H161L160 197H159ZM125 201H124V203H125ZM137 202L139 204L136 206ZM162 202L156 201V204L158 205V203L161 204ZM107 203L105 205L109 206L110 204L108 205ZM134 203H135V205H134ZM131 204H132V206H131ZM122 205L123 204H121V206ZM121 206H119V207H121ZM161 206H162V204H161ZM102 207L100 208V206H99L100 209H103ZM117 207H116V209H117ZM106 208L107 207L105 206V209ZM146 208H147V210H146ZM153 208L151 209L152 213L154 211ZM109 209H106L107 211L105 210L106 214L102 210H101L102 212L97 211V214L98 213L99 214L104 213L107 216L108 215L110 217L113 216V219L115 218V221H116V219H119L120 215L122 216L125 213L124 211L127 208L125 207L124 211L119 208L120 210H122L123 214L122 213L119 214L118 218L115 217L116 214H118L117 213L118 209L113 212V215H111L112 210L109 211ZM83 210L87 211L86 208L83 209V207H82V211ZM144 210H145V212H144ZM126 212H129V211L127 210ZM114 213H115V215H114ZM104 214H103V216H104ZM107 216H106V218L104 217V219L109 220L110 217L108 216L109 217V219H108ZM95 218L98 219V217H95ZM149 218H148V221H149ZM101 219H102V217H101ZM104 219H102V221ZM123 219H124V217H123ZM99 221H101V220H99ZM110 221H111V219L109 220V222ZM115 221H113V222H115ZM136 221H137V224H136ZM105 222H108V221H105ZM29 223H30L29 225L31 226L33 224V221H30ZM110 224H107V227ZM149 224H150V221H149ZM117 225L119 226V224H117ZM152 226H150V227H152ZM111 227L114 228L112 231L110 230L112 232V234L109 233L110 232L109 230H108L109 234L105 233L106 231L103 229H102V232L103 231H105V232L102 233L101 229H99L100 230L99 234L102 233L106 237L107 240L109 237V240H108L109 243L113 242L114 245H116L115 240L119 241L120 238L123 239V241H121V242L126 241V240H124V237H122V233L120 235L118 234L119 238H117V237H116V239L114 238L117 235V233H115V232L118 230V229L116 230V228H115L116 222L113 223V225ZM190 227L192 230L190 229ZM123 228L120 227L119 231H120V229L122 231ZM3 229L4 228L1 225L0 226V233L1 234L4 231ZM177 229H179L180 234H179V231ZM181 229L182 230L184 229L185 233L181 232ZM90 230H92V229H90ZM188 230L191 231V232H189L190 234H188ZM192 231H193V233H192ZM91 232L92 231H90V233ZM174 233H178V235H180V236L179 237L177 236V238H174L175 237ZM92 234H94V236H97L96 230H95V232L91 233L90 235L92 236ZM186 234H188V235H186ZM87 235H88V233H87ZM103 235H101V236H103ZM112 235H114V236L111 237ZM98 236H100V235H98ZM187 236H190V238H188ZM110 237H111V239H110ZM166 237L168 238L169 236L167 235ZM137 238L140 241L137 240ZM182 238L184 240L186 238H188V239H186L187 241L185 240L182 242L181 241V240H183ZM86 239H88V238H86ZM110 240H112V241L110 242ZM130 240H132V241L130 242ZM180 241L182 242V244L180 243ZM184 243H185V245H184ZM123 244H125V243H123ZM126 244H127V241H126ZM126 244H125V246H126ZM158 244H159V242H158ZM152 245H154V247H152ZM188 245H189V247H188ZM133 246H134V249H133ZM185 246L187 247L186 250H185V248H186ZM111 248H112V246H111ZM131 248L129 250H131ZM150 249L148 248L147 250L150 251ZM188 249L189 250L192 249V250H190V253L187 251ZM129 250H127L126 252H129ZM138 251L140 252L139 254L142 253L140 251V248L138 249ZM106 252L109 253L108 250L105 251V253ZM112 252H114V250H112ZM105 253H104V255H106ZM128 255H129V253H128ZM144 255H146V253ZM121 256H122V254H121ZM193 256L196 259V261H193L194 260ZM109 257H111V255ZM116 257H118V255H116ZM116 257L114 256V260ZM12 258L13 257H9V260L8 259L6 260L5 258L0 259V264H20L21 263V260H16V258L15 259L14 258L12 259ZM118 258H120V257H118ZM117 259H116V261H117ZM120 259H123V261L125 259L128 262L130 261V260H128L127 253H126L125 259L123 257H121ZM110 262L112 264V261H110ZM113 264H115V263L113 262ZM127 264H129V263H127Z\"/></svg>",
  "mask_w": 264,
  "mask_h": 264
}]
</instances>
